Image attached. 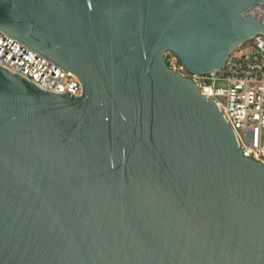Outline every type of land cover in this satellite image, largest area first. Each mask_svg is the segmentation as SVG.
Masks as SVG:
<instances>
[{"label": "water", "instance_id": "obj_1", "mask_svg": "<svg viewBox=\"0 0 264 264\" xmlns=\"http://www.w3.org/2000/svg\"><path fill=\"white\" fill-rule=\"evenodd\" d=\"M260 0H0L74 96L0 65V264H264V164L169 67L224 66Z\"/></svg>", "mask_w": 264, "mask_h": 264}, {"label": "built area", "instance_id": "obj_2", "mask_svg": "<svg viewBox=\"0 0 264 264\" xmlns=\"http://www.w3.org/2000/svg\"><path fill=\"white\" fill-rule=\"evenodd\" d=\"M248 13L264 23V0L250 7ZM168 53L169 67L190 77L202 95L216 101L235 131L243 155L264 164V34L236 47L223 67L205 74L189 72L174 53ZM0 65L42 90L82 94V84L74 73L1 29Z\"/></svg>", "mask_w": 264, "mask_h": 264}, {"label": "rangeland", "instance_id": "obj_3", "mask_svg": "<svg viewBox=\"0 0 264 264\" xmlns=\"http://www.w3.org/2000/svg\"><path fill=\"white\" fill-rule=\"evenodd\" d=\"M169 54V53H168Z\"/></svg>", "mask_w": 264, "mask_h": 264}]
</instances>
